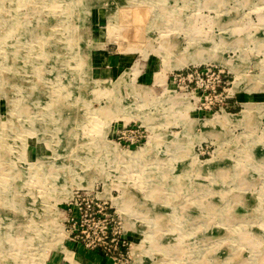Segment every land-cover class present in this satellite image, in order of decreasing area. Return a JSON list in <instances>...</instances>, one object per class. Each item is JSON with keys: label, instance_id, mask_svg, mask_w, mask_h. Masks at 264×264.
Instances as JSON below:
<instances>
[{"label": "rangeland", "instance_id": "rangeland-1", "mask_svg": "<svg viewBox=\"0 0 264 264\" xmlns=\"http://www.w3.org/2000/svg\"><path fill=\"white\" fill-rule=\"evenodd\" d=\"M263 10L264 0H0V264L71 251L65 201L80 188L122 197V213L111 204L141 247L131 264H264V108L199 111L168 79L210 61L235 73L236 89V56L264 40L262 21L248 20ZM102 50L125 62L99 70ZM129 122L146 139L127 149L116 133ZM152 142L133 158L113 151Z\"/></svg>", "mask_w": 264, "mask_h": 264}, {"label": "built area", "instance_id": "built-area-1", "mask_svg": "<svg viewBox=\"0 0 264 264\" xmlns=\"http://www.w3.org/2000/svg\"><path fill=\"white\" fill-rule=\"evenodd\" d=\"M230 72L225 67L205 62L175 69L168 77L176 90L191 95L199 111L215 109V113L229 109ZM116 133L118 145L127 149L139 146L146 137L140 124L127 123ZM146 139V138H145ZM94 189L74 190L65 201V238L79 247L107 258L111 264H131L132 242L123 230L121 219L111 201L97 196Z\"/></svg>", "mask_w": 264, "mask_h": 264}, {"label": "crops", "instance_id": "crops-1", "mask_svg": "<svg viewBox=\"0 0 264 264\" xmlns=\"http://www.w3.org/2000/svg\"><path fill=\"white\" fill-rule=\"evenodd\" d=\"M250 19L251 20H248L249 26H256L258 25L259 21H262L261 22L263 25L262 29L264 30V10L258 14H254V13L251 14ZM94 20H95L94 26L96 27V24L98 23L97 20L99 19L94 18ZM100 38L102 37L100 36ZM244 43H245L244 44L245 47L247 45L246 44L247 42ZM263 45H264V40L263 39L261 40L259 38V40H257L255 43H250L247 46V50H245L246 48L241 49L239 54L236 56L235 61L240 66L239 70L242 73L244 72V75L241 77L240 83L239 85H237L236 89L234 90L231 89L233 87V80L235 79V73L230 72L227 67L223 66L225 67V69H227L230 72L233 78L232 84L229 87L230 98L228 99L231 110L230 112H226V113H232V114L240 113L244 108V102L254 103L256 104V106H258L259 109H261V107L264 108V53L260 52L262 51L261 47L264 48ZM96 54L103 57L100 60L94 62V66H100L99 70H104L102 67L104 62L103 60L105 59L108 61L107 65L105 66V69L106 68L107 70L109 69L112 73L113 71L114 72L117 71V67L119 64L122 63V61L125 62V60L119 58L118 55H114L113 52H108V51L105 52L104 50H102V51H96ZM65 247L71 250L73 253V257L81 261L83 264H111L107 258L101 255L99 256L95 252L86 250L83 247H79L69 240H67ZM64 255H65L64 252L59 251L58 253H55L50 257L51 258L50 261L53 264L55 263L63 264L64 262H69L64 257Z\"/></svg>", "mask_w": 264, "mask_h": 264}, {"label": "bare ground", "instance_id": "bare-ground-1", "mask_svg": "<svg viewBox=\"0 0 264 264\" xmlns=\"http://www.w3.org/2000/svg\"><path fill=\"white\" fill-rule=\"evenodd\" d=\"M88 10V9H87ZM26 26V24L24 25V27ZM12 27V26H11ZM24 27H22V29L24 28ZM27 27V26H26ZM9 29H10V27H8L7 28V30L9 31ZM29 29V28H28ZM38 29V28H37ZM12 30V29H11ZM29 30H31V29H29ZM12 31H14V33H15V35L17 36V35H19V30H17L16 28L14 29V27H13V30ZM12 31H11V33H12ZM31 32V31H30ZM76 37V36H75ZM77 38V37H76ZM1 40H5V39H8V35H6V37L5 36H1V38H0ZM77 43V42H76ZM124 44V43H123ZM78 46V45H77ZM80 48V47H79ZM74 50V49H73ZM78 56V55H77ZM182 65V64H181ZM244 107H246V110L249 108V106L247 105V103H245L244 102ZM246 110L244 109V110H242V112L240 113V115H242L243 113H245L246 112ZM228 116V115H227ZM224 118V117H223ZM225 119V118H224ZM226 120V119H225ZM227 121V120H226ZM153 144V142L150 144H147V145H145L146 147L144 148V151L143 152H137V151H135V152H129V151H117L116 150V146L113 148V151L115 152V153H119V154H123V156H126V157H134V156H136L137 154H141V153H145L146 151H149V150H151L152 149V145ZM117 148H119L118 146H117ZM120 149V148H119ZM122 150V149H121ZM212 161L213 160H207L206 161V163H204L205 164V166H207V165H210L211 163H212ZM71 167V166H70ZM82 182L84 181V180H81ZM81 181L79 182H77V186H79L80 184H81ZM82 185V184H81ZM124 197V196H123ZM110 200L111 201H113V204L117 207V210L120 212V213H122L123 212V210H124V208H123V205H122V197L120 196H117V198H113V197H111L110 198ZM55 214V213H54ZM59 230H58V228H56L55 227V230L53 231V235L54 236H56L55 234H57V232H58ZM64 234V233H63ZM60 236V234L58 235V237ZM64 236V235H63ZM63 236H60L61 238H63ZM57 237V238H58ZM61 238H58L57 240L58 241H60L61 240ZM256 239V238H255ZM140 247V245L139 244H136V245H133L132 246V248H131V255L132 256H134V257H136L137 255H136V252H137V250H138V248ZM141 248V247H140ZM65 251V257L69 260V262L71 263V264H81L78 260H76L74 257H73V253L71 252V251H68V250H64ZM83 264V263H82Z\"/></svg>", "mask_w": 264, "mask_h": 264}, {"label": "trees", "instance_id": "trees-1", "mask_svg": "<svg viewBox=\"0 0 264 264\" xmlns=\"http://www.w3.org/2000/svg\"><path fill=\"white\" fill-rule=\"evenodd\" d=\"M234 112H237V111H234Z\"/></svg>", "mask_w": 264, "mask_h": 264}]
</instances>
